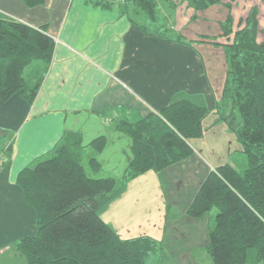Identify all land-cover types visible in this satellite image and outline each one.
Wrapping results in <instances>:
<instances>
[{
  "label": "crops",
  "instance_id": "0c3cea01",
  "mask_svg": "<svg viewBox=\"0 0 264 264\" xmlns=\"http://www.w3.org/2000/svg\"><path fill=\"white\" fill-rule=\"evenodd\" d=\"M153 1L152 21L132 0H42L34 6L0 0V21L39 31L54 43L33 101L18 92L0 101V263L6 262L4 256L10 261L6 264L16 262V243L36 233V214L25 202L18 174L62 146L93 152L90 144L104 137L99 156L116 145L117 153H129L128 165L130 140L117 125L135 124L175 100L187 99L207 114L202 137L189 141L192 156L164 170H174L173 199H183L187 209L208 173L219 166L204 163L199 149L190 145L205 138L214 143L224 133L234 137L216 113L227 65L223 49L215 45L225 39L218 38L214 7L195 12L186 3ZM177 8L185 9V20L175 15ZM200 23L206 31L195 28ZM184 24L191 31L183 34L187 38L181 34ZM162 172L127 181L101 209L99 216L121 239H161L170 207Z\"/></svg>",
  "mask_w": 264,
  "mask_h": 264
},
{
  "label": "trees",
  "instance_id": "16d2710c",
  "mask_svg": "<svg viewBox=\"0 0 264 264\" xmlns=\"http://www.w3.org/2000/svg\"><path fill=\"white\" fill-rule=\"evenodd\" d=\"M24 2L34 6L42 0ZM132 2L155 20L153 0ZM185 2L197 12L221 0ZM229 25L222 27L221 37L226 42L215 44L223 47L227 65L216 113L237 140L238 153L246 158L247 166L242 174L229 164L209 172L185 214L197 219L215 211L203 249L210 264H264V38L256 40L255 9L232 40ZM53 47V41L39 31L0 21V101L17 92L33 101L51 63ZM206 112L187 99H179L158 115L149 114L135 124L120 122L117 131L129 138L131 156L120 179L89 177L81 153L63 146L22 170L17 183L36 214L35 235L15 245L24 262L147 264L149 258L158 256L161 248L155 241L146 237L121 239L99 214L127 181L149 171L162 172L191 157L189 141L202 137ZM105 143L100 137L90 148L98 155ZM88 165L93 172L100 168L96 158Z\"/></svg>",
  "mask_w": 264,
  "mask_h": 264
},
{
  "label": "rangeland",
  "instance_id": "374dc122",
  "mask_svg": "<svg viewBox=\"0 0 264 264\" xmlns=\"http://www.w3.org/2000/svg\"><path fill=\"white\" fill-rule=\"evenodd\" d=\"M170 1L177 6H181L186 3V0ZM163 4H166V0H163ZM212 7H214L213 13L216 15L218 32H220V34L222 33V27L230 23V40H232V37L237 30L243 29L246 26V21L250 15V12L252 9H255L258 30L256 40L259 42L264 38V2H257L256 0H221L219 4L213 5ZM180 14L185 20V9L183 10L182 8H177V10H175L176 16ZM228 19L230 22H228ZM189 22L194 21H191L190 19ZM177 23V30H180V21H177ZM201 23L195 28L199 29L200 32H204L206 29ZM212 23H214V20H212ZM189 28L190 27L185 25V27L182 28L181 34L183 35L184 33L188 34L191 32ZM183 36L184 38H187V35ZM221 39H224V37L219 36V40ZM225 42L226 41L224 40L223 43ZM221 48L223 49V47L218 45V49ZM212 128H214V126L211 127V129ZM232 139H234V137L232 138L229 134L224 133L220 139L216 140L214 143L210 142V138H207V140L205 138L203 141L199 140L200 142H190V145L199 149V155L204 163L211 166H215V164H229L238 173L242 174L247 166L246 158L240 153H235V150L240 149V147L239 144L234 142L235 140ZM117 148L118 147L115 145L114 147L107 149L105 151L106 155L104 157L99 156L101 153L96 155L90 150H85L84 152L82 150L81 163L87 170L88 176L91 178H104L108 176H112L116 179L121 178V176L124 174L125 167L127 166V158L129 153H117L115 150ZM209 150L213 153L208 152ZM74 153L79 152L74 151ZM92 158H96L97 162L100 164V168L94 172L91 171V168L88 165L89 160ZM171 169L172 170L169 171L172 172H169L168 174V172L164 171L162 174H165L161 176V181L164 185L163 191L167 197V204L170 207L167 209V220L164 222L161 229L162 237L160 236L161 239L156 241V243L159 244L161 248L160 254L158 256L156 255L154 258H149L147 264H210L209 258L205 252H203V249L207 240L209 229L213 224L215 211L213 210L197 219L187 217L185 214L186 207L181 204L183 199L176 201L172 197L173 192L175 191L174 186L176 185L173 183L174 170L173 168ZM181 176H184V174ZM173 202L176 204L175 207H173ZM3 258L4 261L10 262L7 256H4ZM6 262L0 264H6ZM13 264L26 263L21 258V256H19L16 262Z\"/></svg>",
  "mask_w": 264,
  "mask_h": 264
}]
</instances>
